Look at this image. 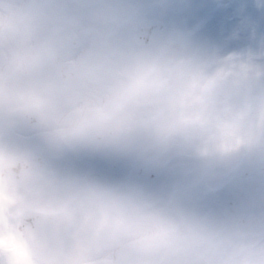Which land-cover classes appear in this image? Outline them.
I'll return each instance as SVG.
<instances>
[{"label": "clouds", "instance_id": "clouds-1", "mask_svg": "<svg viewBox=\"0 0 264 264\" xmlns=\"http://www.w3.org/2000/svg\"><path fill=\"white\" fill-rule=\"evenodd\" d=\"M184 13L175 0H0V200L23 209L26 238L4 264H264V89L188 42ZM80 153L168 179L43 164ZM225 188L229 205L204 204Z\"/></svg>", "mask_w": 264, "mask_h": 264}, {"label": "flooded vegetation", "instance_id": "flooded-vegetation-1", "mask_svg": "<svg viewBox=\"0 0 264 264\" xmlns=\"http://www.w3.org/2000/svg\"><path fill=\"white\" fill-rule=\"evenodd\" d=\"M145 3H151V0H145ZM175 3L185 6L183 23L188 42L202 49L210 62L236 79L247 81L257 90L264 89V27L261 26L264 21L255 14L264 7V0H175ZM251 16H255V28L247 30L246 20ZM173 19L164 16L158 21L162 26H168ZM151 20L147 17L143 22ZM225 104L229 106L231 99H226ZM43 164L54 175H87L105 181L135 178L151 186H156L159 181L164 185L168 179L163 175L130 177L125 159L99 154H68L61 159H45ZM218 192L231 193V202L235 198L227 188ZM221 203L225 205V202ZM0 208L6 209L2 200Z\"/></svg>", "mask_w": 264, "mask_h": 264}, {"label": "bare ground", "instance_id": "bare-ground-1", "mask_svg": "<svg viewBox=\"0 0 264 264\" xmlns=\"http://www.w3.org/2000/svg\"><path fill=\"white\" fill-rule=\"evenodd\" d=\"M0 213H4L3 210H0ZM3 216H0V264H4L3 256L5 252H18L16 248H14L11 244H8L5 241L6 233L4 230V219Z\"/></svg>", "mask_w": 264, "mask_h": 264}, {"label": "rangeland", "instance_id": "rangeland-1", "mask_svg": "<svg viewBox=\"0 0 264 264\" xmlns=\"http://www.w3.org/2000/svg\"><path fill=\"white\" fill-rule=\"evenodd\" d=\"M206 200H207V199H206V198H204V204H205L207 207L211 208V207H210V205H208V204L206 203ZM213 210H214V209H213ZM15 245H17V242H16V244H15Z\"/></svg>", "mask_w": 264, "mask_h": 264}, {"label": "water", "instance_id": "water-1", "mask_svg": "<svg viewBox=\"0 0 264 264\" xmlns=\"http://www.w3.org/2000/svg\"><path fill=\"white\" fill-rule=\"evenodd\" d=\"M24 235V234H23Z\"/></svg>", "mask_w": 264, "mask_h": 264}]
</instances>
